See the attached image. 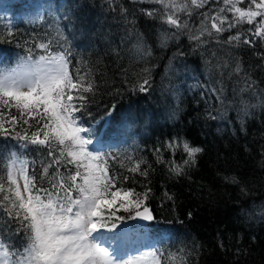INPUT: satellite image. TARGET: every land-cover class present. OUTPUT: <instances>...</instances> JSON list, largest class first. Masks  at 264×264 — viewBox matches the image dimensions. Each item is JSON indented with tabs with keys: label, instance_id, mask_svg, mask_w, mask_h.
I'll use <instances>...</instances> for the list:
<instances>
[{
	"label": "trees",
	"instance_id": "1",
	"mask_svg": "<svg viewBox=\"0 0 264 264\" xmlns=\"http://www.w3.org/2000/svg\"><path fill=\"white\" fill-rule=\"evenodd\" d=\"M210 5L193 12L190 28L199 24L200 12L223 6L212 0ZM121 7L127 12L121 13ZM152 7L161 8L149 0H0V69L30 51L32 57L45 55L37 45L48 43L53 52H71L74 78L79 71L92 79L95 91L85 94L86 110L76 114L93 129L90 150L108 154L110 174L128 177L125 188L151 189L145 204L154 219L145 225L125 221L136 226L128 228L126 242L134 253L144 246L159 249L162 264H168L170 256L176 264H264V102L252 97L257 106L242 122L232 92L234 80L225 76L222 100L200 87L218 78L210 75L217 62L232 58L264 89V66L257 55L264 45L229 47L209 37L196 47L185 33L161 47L160 32L172 30L140 11ZM138 34H143L150 56L137 52ZM177 50L185 55L175 58ZM144 76L150 80L149 91L134 90ZM173 140L176 146L167 147ZM183 140L203 149L195 165H184ZM34 147L26 149L0 135V154H20L30 174L33 169L39 173L43 159ZM136 163L141 171L147 169L146 177L130 171ZM174 165L184 167V174L171 172ZM225 176H235L240 183H230ZM117 214L128 215L122 210ZM0 235L17 248L27 242L23 231Z\"/></svg>",
	"mask_w": 264,
	"mask_h": 264
},
{
	"label": "snow or ice",
	"instance_id": "2",
	"mask_svg": "<svg viewBox=\"0 0 264 264\" xmlns=\"http://www.w3.org/2000/svg\"><path fill=\"white\" fill-rule=\"evenodd\" d=\"M150 2L162 7L143 8L140 10L143 15L159 20L172 30L160 32L161 47H166L169 39H178L185 33L196 47L205 44L209 37L229 47L244 45L256 49L264 45V0H212L223 6L215 12H200L201 19L195 29L190 28L189 18L197 9H204L206 5L211 8L210 0ZM120 11L127 12L122 7ZM179 13L187 18L182 19ZM245 24L251 27L242 30ZM234 29L236 32L232 34ZM225 33H229L226 38ZM37 47L46 54L33 59L30 51L27 57L19 58L15 67L0 69V135L14 138L26 149L29 145L35 146L32 150L43 157L39 173L33 169L30 174L29 164L20 154H0V165H3L0 167V220H3L0 234L23 231L27 238L23 247L17 248L8 237L0 235V264H162L164 253L159 249L136 256L128 252L125 244L128 228L136 227L127 225L126 220L154 219L145 204L151 189L145 186V191L137 192L134 188H125L123 181L127 176L121 180L110 174L108 154L90 150L93 129L85 127L76 115L86 110L89 97L85 94L94 93V82L79 71L73 77L69 50L53 52L48 43ZM136 50L141 56L151 55L143 34L137 35ZM184 55L177 50L175 58ZM257 55L264 66V52ZM213 68L210 75L218 78L200 87L222 100L225 76L234 80L236 86L232 92L238 98L235 102L243 122L257 106L251 103L252 97L264 102V89H258L257 81L239 59L217 62ZM150 87L149 78L144 76L134 85V90L146 93ZM176 143L173 140L167 147L174 148ZM180 143L187 154L184 165H195L197 154L203 149L187 140ZM130 171L148 175L147 169L141 171L139 163ZM170 171L181 176L184 167L174 165ZM224 179L240 183L235 176ZM165 195L172 199L171 195ZM121 210L128 215H118ZM167 259L168 264H176L175 257Z\"/></svg>",
	"mask_w": 264,
	"mask_h": 264
},
{
	"label": "rangeland",
	"instance_id": "3",
	"mask_svg": "<svg viewBox=\"0 0 264 264\" xmlns=\"http://www.w3.org/2000/svg\"><path fill=\"white\" fill-rule=\"evenodd\" d=\"M150 1V0H149ZM161 6V5H160ZM162 7V6H161ZM231 15V14H230ZM229 15V16H230ZM40 56V55H39ZM38 56H36V57H32L33 59H36ZM19 60V59H18ZM18 60L12 65V66H10V67H8V68H6V69H4V70H7V69H11V68H13V67H15L16 66V64H17V62H18ZM92 147V146H91ZM23 159V158H22ZM148 223V222H147ZM146 223V224H147ZM120 227H123L122 225L120 226ZM108 235V234H107ZM128 235V234H127ZM127 242V240L125 241V244H126V247H127V250H128V252L131 254V255H136V256H139V255H142V254H145V253H147V252H149L146 248H145V246L141 249V250H137V252H133V251H135V250H133L132 248V245L130 244L129 245V243H126ZM135 247V246H134ZM133 252V253H132Z\"/></svg>",
	"mask_w": 264,
	"mask_h": 264
},
{
	"label": "water",
	"instance_id": "4",
	"mask_svg": "<svg viewBox=\"0 0 264 264\" xmlns=\"http://www.w3.org/2000/svg\"><path fill=\"white\" fill-rule=\"evenodd\" d=\"M139 225H145L148 221L135 220Z\"/></svg>",
	"mask_w": 264,
	"mask_h": 264
}]
</instances>
